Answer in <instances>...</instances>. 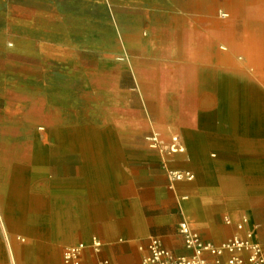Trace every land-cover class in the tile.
Returning a JSON list of instances; mask_svg holds the SVG:
<instances>
[{
  "label": "crops",
  "instance_id": "0c3cea01",
  "mask_svg": "<svg viewBox=\"0 0 264 264\" xmlns=\"http://www.w3.org/2000/svg\"><path fill=\"white\" fill-rule=\"evenodd\" d=\"M159 4L170 6L168 0H0V90L31 93L67 121L84 120L89 107L98 110L101 97L116 109L126 73L141 77L139 61L130 68L122 59L125 16L137 20L132 41L139 44L141 11ZM208 120L205 136L233 145L200 150L194 136L190 151L160 168L153 164L156 155L124 146L118 130L105 136L52 131L56 145L42 147L35 164L27 160L29 151L15 152L19 162L0 163V264H63V251L79 243L86 248L83 264H142L147 251L139 245L151 237L174 256L188 257L177 231L182 221L216 245L252 234L264 252V221L252 210L253 201L264 199V144L242 153L231 139L255 137L231 130L222 135L223 125ZM202 154L212 165L200 174L195 161ZM248 160L253 168L244 175ZM169 170L194 172L197 179L176 182ZM226 217L233 223L227 225ZM18 233L28 239L22 246L14 240ZM93 238L102 243L99 252L91 248Z\"/></svg>",
  "mask_w": 264,
  "mask_h": 264
},
{
  "label": "rangeland",
  "instance_id": "374dc122",
  "mask_svg": "<svg viewBox=\"0 0 264 264\" xmlns=\"http://www.w3.org/2000/svg\"><path fill=\"white\" fill-rule=\"evenodd\" d=\"M168 1L170 6L167 9H163L159 4L147 6L141 11L139 44L132 41L134 23L137 20H131L124 15L123 30L126 47L122 59L130 68H132L133 59L137 60V63L140 62L138 68L141 70V77L140 80L138 77L134 79L131 73H126L124 90L118 94L120 105L116 109L112 104L106 106L105 100L101 97L98 101L100 104L98 110L92 109V106L89 107L85 111L87 114L84 120L78 117L76 120L67 121L63 120V117L61 119L54 116L55 109L52 106L38 105V101L31 93L0 90V163L19 162L20 156L15 152L29 151L31 153L34 147L30 142H22L19 137L23 135L28 137L34 132L40 134L42 147L47 148L50 142L44 137L52 131L86 130L105 136L109 132L118 130L124 146L141 147L144 151L156 155L158 159H154L156 161L153 164L157 168L164 166L167 161L174 159L173 156L177 155L169 154L166 148L172 137H178L183 146L185 145L184 133L188 135L191 142L194 141V135L199 141H205L203 124H206L209 118L217 120L216 124H222L221 130L224 131L222 135L228 136L229 119L221 106L215 108L210 105L211 103L200 107L196 117L197 126L194 124L184 126L178 122V116L189 108V102L184 98L185 57L182 45L184 16L190 18L194 14L189 10V0ZM129 8L130 5L126 3V13ZM158 19L162 23L175 25L179 35L175 43L172 42L167 28L156 26ZM119 31L121 32L120 26ZM143 39L149 40L148 45L143 42ZM156 71L166 72V83H161L159 79H152V76H149L150 72ZM112 110L117 111V118L113 117ZM155 137L158 139L156 145L152 141ZM236 140L240 139H232L233 143ZM80 141L86 140H77V142ZM9 150L14 152L12 156L3 154V151ZM172 171H168V176L171 178ZM255 203L253 201L252 210L264 221V199L263 204L259 201L258 204ZM6 205L3 204V209H6ZM0 207L2 208L1 205ZM45 228L44 235L47 236L50 233V225H46ZM24 239L27 243L28 239L18 233L14 240L21 245Z\"/></svg>",
  "mask_w": 264,
  "mask_h": 264
},
{
  "label": "bare ground",
  "instance_id": "6f19581e",
  "mask_svg": "<svg viewBox=\"0 0 264 264\" xmlns=\"http://www.w3.org/2000/svg\"><path fill=\"white\" fill-rule=\"evenodd\" d=\"M189 10L194 16H184L182 36L185 57L184 98L188 100L189 108L178 116V122L184 126H197L196 117L200 107L210 103L215 108L221 106L229 119L228 130L232 134L256 138L236 141L242 153L251 152V149L264 144V0H189ZM155 24L167 28L172 42L177 41L179 35L173 23L165 24L158 19ZM143 42L148 45L149 40L143 39ZM165 74V71H156L150 72L149 76L166 83ZM207 129L212 131V127ZM44 138L50 142L48 149L56 145L53 134ZM184 138L185 145L182 148L186 153L190 151L191 145L185 133ZM19 139L30 142L34 147L27 160L37 163L43 146L40 134L34 132L31 136L23 135ZM204 139L195 141L200 150L206 146L227 148L233 145L228 139H212L208 133ZM209 160L208 154H202L200 161H195L200 174L203 166L210 169L212 162ZM252 166L251 161H244L240 171L249 175ZM223 168L228 171V166ZM173 172L183 174L190 171ZM205 172L211 177V172ZM190 173L193 180L197 179L196 173ZM180 179L190 182L184 175Z\"/></svg>",
  "mask_w": 264,
  "mask_h": 264
},
{
  "label": "built area",
  "instance_id": "2783aa9c",
  "mask_svg": "<svg viewBox=\"0 0 264 264\" xmlns=\"http://www.w3.org/2000/svg\"><path fill=\"white\" fill-rule=\"evenodd\" d=\"M155 145L157 137L152 140ZM153 145V146H155ZM169 154H183V148L178 137H172L170 144L166 145ZM173 181H180L184 175L188 181L193 180L190 172L179 174L171 173ZM227 225L233 223L231 218L224 219ZM244 222L236 223L237 230L243 229ZM179 236L182 238L184 246L191 252L188 257H176L163 247L158 238L151 237L145 246L139 245V250H146L142 264H264V252L262 247L255 241L252 234H246L243 238L234 236L226 242L213 244L201 239L196 229L185 221L178 224ZM102 243L93 238L91 248L94 252H99ZM85 246L82 243L66 248L62 253L63 264H83V253ZM99 264H110L108 260H102Z\"/></svg>",
  "mask_w": 264,
  "mask_h": 264
}]
</instances>
